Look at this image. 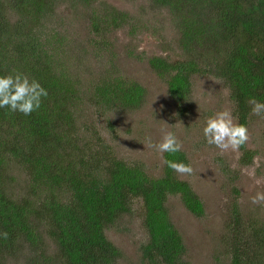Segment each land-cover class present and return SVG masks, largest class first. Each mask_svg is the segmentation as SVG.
I'll use <instances>...</instances> for the list:
<instances>
[{"label":"trees","instance_id":"obj_1","mask_svg":"<svg viewBox=\"0 0 264 264\" xmlns=\"http://www.w3.org/2000/svg\"><path fill=\"white\" fill-rule=\"evenodd\" d=\"M56 1L62 0H0V75L26 74L48 93L30 115L0 108V233L8 234L7 239L0 235V264L14 258H23V264H117L120 253L104 231L130 211L133 198L140 200L146 232L141 262L186 264L183 239L164 207L167 196L176 195L195 216L203 214L188 183L164 164L165 159L185 164L184 154L163 153L161 174L150 177L140 166L113 157L96 135L82 134L74 108L82 97L78 84L57 65V49L41 40L38 29ZM149 1L155 8L165 6L178 29L179 57L148 60L170 96L186 101L191 76L211 74L227 86L232 114L246 126L250 98L264 102V0ZM69 2L89 8L98 36L110 23L116 28L126 19L113 7L93 6L97 0ZM86 98L98 113L131 109L143 101L144 89L103 75ZM254 153L242 146L238 162L249 164ZM13 168L29 180L24 193L7 186ZM255 226L235 227L228 264H264V224Z\"/></svg>","mask_w":264,"mask_h":264},{"label":"rangeland","instance_id":"obj_2","mask_svg":"<svg viewBox=\"0 0 264 264\" xmlns=\"http://www.w3.org/2000/svg\"><path fill=\"white\" fill-rule=\"evenodd\" d=\"M67 2L56 1L51 17L41 19L38 29L41 40H49L48 45L57 49V65L78 84L82 97L74 108L83 126L82 134L91 138L96 135L113 157L138 165L145 175L156 177L161 174L163 154L148 148L146 138L157 142L161 129L174 132L181 142L185 164L193 168L191 175L176 176L188 183L203 207V214L197 217L176 195L167 196L164 205L183 239L186 264H228L229 248L236 240L235 227L240 225L247 231L264 224V204L250 200L256 192H264V118L253 113L248 118L245 148L255 152L249 164L238 162L241 148L239 152L220 154L218 148L207 144L202 128L206 118L217 111L232 112L230 91L223 81L211 74L192 75L188 99L179 102L168 93L165 79L149 66L152 56L168 60L179 57L178 29L165 6L155 8L149 0H97L93 6H101V10L113 7L126 16L119 26L112 28L110 23L98 36L91 30L89 8H73ZM103 75L137 82L144 89L143 101L131 109L112 107L98 113L86 96ZM252 169L254 176L248 174ZM10 172L14 178L7 186L24 193L29 180L19 169ZM104 234L120 253L117 264H147L140 260L146 232L139 199L133 198L130 211L119 216ZM22 259H6L3 264H23Z\"/></svg>","mask_w":264,"mask_h":264},{"label":"clouds","instance_id":"obj_3","mask_svg":"<svg viewBox=\"0 0 264 264\" xmlns=\"http://www.w3.org/2000/svg\"><path fill=\"white\" fill-rule=\"evenodd\" d=\"M47 90L35 79H29L26 74L14 72L0 75V108H8L12 112H20L30 115L41 106L42 99L47 97ZM251 112L256 116L264 118V102L250 98ZM203 136L209 145L220 150V154L228 152H239V149L249 141L248 128L234 119L232 112L228 109L217 111L214 115L206 118L202 128ZM146 146L159 154H175L182 148L174 132L161 129L159 141L153 142L146 138ZM259 167V161H256ZM164 164L180 175H191L193 168L182 162L165 159ZM250 176L255 175V169L248 172ZM257 183H260L257 180ZM253 204H264V192H256L250 197ZM7 239V232L0 233Z\"/></svg>","mask_w":264,"mask_h":264}]
</instances>
